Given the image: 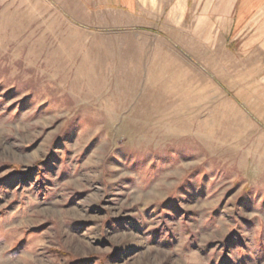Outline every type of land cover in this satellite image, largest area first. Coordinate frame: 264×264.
<instances>
[{
	"label": "rangeland",
	"instance_id": "374dc122",
	"mask_svg": "<svg viewBox=\"0 0 264 264\" xmlns=\"http://www.w3.org/2000/svg\"><path fill=\"white\" fill-rule=\"evenodd\" d=\"M0 0V264H264V26Z\"/></svg>",
	"mask_w": 264,
	"mask_h": 264
},
{
	"label": "crops",
	"instance_id": "0c3cea01",
	"mask_svg": "<svg viewBox=\"0 0 264 264\" xmlns=\"http://www.w3.org/2000/svg\"><path fill=\"white\" fill-rule=\"evenodd\" d=\"M94 4L132 17L145 12H192L215 21L217 27L230 28V42H236L257 22H264V0H97Z\"/></svg>",
	"mask_w": 264,
	"mask_h": 264
}]
</instances>
